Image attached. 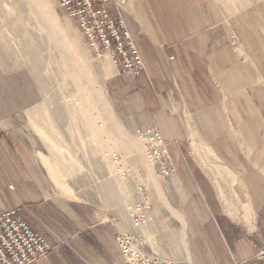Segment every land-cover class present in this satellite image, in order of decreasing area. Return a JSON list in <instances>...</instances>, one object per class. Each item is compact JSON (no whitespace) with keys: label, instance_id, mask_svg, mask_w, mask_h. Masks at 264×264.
<instances>
[{"label":"crops","instance_id":"obj_1","mask_svg":"<svg viewBox=\"0 0 264 264\" xmlns=\"http://www.w3.org/2000/svg\"><path fill=\"white\" fill-rule=\"evenodd\" d=\"M126 19L145 70L129 79L114 65L109 88L137 121L157 125L177 168L160 183L152 232L185 264H264V0H134ZM5 75L1 57L0 212L21 207L52 245L29 264H128L116 233L131 218L53 192L10 116L25 97L5 96ZM193 135L233 172L253 228L227 212L191 151Z\"/></svg>","mask_w":264,"mask_h":264},{"label":"rangeland","instance_id":"obj_2","mask_svg":"<svg viewBox=\"0 0 264 264\" xmlns=\"http://www.w3.org/2000/svg\"><path fill=\"white\" fill-rule=\"evenodd\" d=\"M0 28L5 96L25 97L10 116L35 161L51 174L53 192L120 220L141 211L137 204L143 200L150 206L141 227L145 247L149 242L154 250L148 251L181 261L166 252L159 233L150 228L160 183L169 177L160 175L147 154L140 128L153 122L137 121L109 88L108 77L117 64L91 49L57 0H0ZM190 147L216 182L227 212L253 228L252 216L240 207L233 189L235 176L216 150L196 135ZM130 227H135L132 220Z\"/></svg>","mask_w":264,"mask_h":264},{"label":"built area","instance_id":"obj_3","mask_svg":"<svg viewBox=\"0 0 264 264\" xmlns=\"http://www.w3.org/2000/svg\"><path fill=\"white\" fill-rule=\"evenodd\" d=\"M57 1L60 9L76 22L87 44L97 55L106 54L114 64L121 65L129 76L136 78L142 74L145 61L126 19V7L134 0ZM140 129L146 137L147 154L156 162L160 175L173 176L177 171L176 164L157 125L148 122L144 126L141 124ZM137 205L142 210L132 213L135 227L116 236L117 246L126 263L185 264L164 257L157 251L144 249L146 241L143 240L141 227L149 219L150 206L143 200ZM21 210V207H14L0 212V264H29L51 249L48 238L25 219ZM233 264L253 262L248 259Z\"/></svg>","mask_w":264,"mask_h":264},{"label":"bare ground","instance_id":"obj_4","mask_svg":"<svg viewBox=\"0 0 264 264\" xmlns=\"http://www.w3.org/2000/svg\"><path fill=\"white\" fill-rule=\"evenodd\" d=\"M38 7H39L40 9H42V10L46 13L45 7L42 6L41 3H38ZM46 14H47V19L50 20V21H52V19H51L49 13L47 12ZM150 159H151V158H150ZM222 197H223V195H222ZM140 212H141V211H140ZM132 213H133V212H132ZM131 220H132V216H131ZM132 222H133V220H132ZM124 231H126V230H124ZM119 233H121V231L117 232V233H116V236H117V234H119ZM143 240H144V237H143ZM116 241H117V240H116ZM144 241H145V240H144ZM116 243H117V242H116ZM50 245H51V244H50ZM51 249H52V245H51ZM51 249H50V250H51ZM144 249L147 250L146 247H145V245H144ZM147 251H148V250H147ZM167 258H169V257H167ZM171 259H172V258H171ZM174 260H175V259H174Z\"/></svg>","mask_w":264,"mask_h":264}]
</instances>
